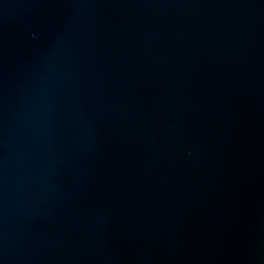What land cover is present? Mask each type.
Segmentation results:
<instances>
[{"label": "water", "instance_id": "obj_1", "mask_svg": "<svg viewBox=\"0 0 264 264\" xmlns=\"http://www.w3.org/2000/svg\"><path fill=\"white\" fill-rule=\"evenodd\" d=\"M0 264H264V0H0Z\"/></svg>", "mask_w": 264, "mask_h": 264}]
</instances>
